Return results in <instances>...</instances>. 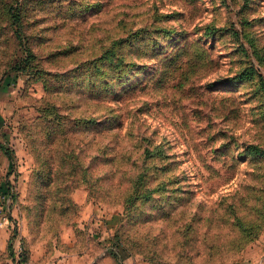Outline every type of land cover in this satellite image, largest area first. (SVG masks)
Instances as JSON below:
<instances>
[{"label": "rangeland", "instance_id": "obj_1", "mask_svg": "<svg viewBox=\"0 0 264 264\" xmlns=\"http://www.w3.org/2000/svg\"><path fill=\"white\" fill-rule=\"evenodd\" d=\"M115 231L121 264H264V0H0V264Z\"/></svg>", "mask_w": 264, "mask_h": 264}, {"label": "trees", "instance_id": "obj_2", "mask_svg": "<svg viewBox=\"0 0 264 264\" xmlns=\"http://www.w3.org/2000/svg\"><path fill=\"white\" fill-rule=\"evenodd\" d=\"M16 70H18V67L16 68ZM1 148L4 150V152L6 154L10 153L9 149L7 147H5L4 145H1ZM137 183H139V182L136 181V184ZM136 198H137L136 195H132V193H131V195L128 196V198L125 200V202H127L129 200L133 201ZM119 234H120L119 231H115L112 235H110L108 238V244H106L105 246L107 247V253L109 255H111L118 264H121L122 258H124V256L121 255L122 252H125L127 255H130V248L126 247V245L122 239V236ZM10 248H11V244H10ZM13 254L14 253L11 252L12 257H14ZM26 254L28 255L27 251H26Z\"/></svg>", "mask_w": 264, "mask_h": 264}, {"label": "built area", "instance_id": "obj_3", "mask_svg": "<svg viewBox=\"0 0 264 264\" xmlns=\"http://www.w3.org/2000/svg\"><path fill=\"white\" fill-rule=\"evenodd\" d=\"M13 261L15 264H36L28 258V256L26 255L24 251L23 246L21 245H19L15 253V258L13 257Z\"/></svg>", "mask_w": 264, "mask_h": 264}, {"label": "crops", "instance_id": "obj_4", "mask_svg": "<svg viewBox=\"0 0 264 264\" xmlns=\"http://www.w3.org/2000/svg\"><path fill=\"white\" fill-rule=\"evenodd\" d=\"M108 243V237H105V239H104V244L106 245ZM107 254V247L105 246L104 248H103V250H102V252L100 253V254H98V258L100 259L101 257H105V255ZM30 257L31 258H34L35 260H36V255H34V254H30ZM76 258H78L77 256H76ZM87 258H89L88 256H87ZM86 257H85V254H82V256L80 257V259L81 260H86L87 259ZM98 258H96L97 259V262H99V259ZM95 258H94V260H91L90 262H91V264H93V262L96 260ZM111 264H115V263H111ZM134 264H148V263H146V262H140V263H134Z\"/></svg>", "mask_w": 264, "mask_h": 264}]
</instances>
